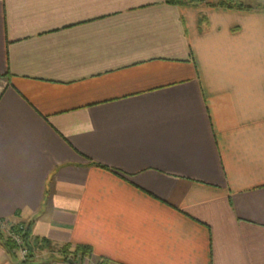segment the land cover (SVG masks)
<instances>
[{"label": "crops", "instance_id": "crops-1", "mask_svg": "<svg viewBox=\"0 0 264 264\" xmlns=\"http://www.w3.org/2000/svg\"><path fill=\"white\" fill-rule=\"evenodd\" d=\"M217 1L0 0V223L30 264H264V5ZM0 264L26 263L0 238Z\"/></svg>", "mask_w": 264, "mask_h": 264}, {"label": "trees", "instance_id": "trees-1", "mask_svg": "<svg viewBox=\"0 0 264 264\" xmlns=\"http://www.w3.org/2000/svg\"><path fill=\"white\" fill-rule=\"evenodd\" d=\"M168 3H172V4H180V3H188L191 2L193 0H165ZM218 6L221 7H226V8H247L240 0H218L216 3ZM13 231L18 233L23 241L24 246L26 247V249L28 250V254L26 256V259L23 261L26 264H30V258L32 257V245H31V241H30V234H31V224L28 225H22V224H14L12 225ZM6 243L9 245L10 249H14L16 247L15 243L11 240L6 241ZM67 250L65 249L63 251V253H66ZM80 252V254L82 256H90L91 254V250L89 247L87 246H82L79 245L75 248V251L73 253H78ZM69 257L71 256H66L65 260L69 259ZM74 257L72 256L71 259H73ZM74 260V259H73ZM97 264H109V262H98Z\"/></svg>", "mask_w": 264, "mask_h": 264}, {"label": "rangeland", "instance_id": "rangeland-1", "mask_svg": "<svg viewBox=\"0 0 264 264\" xmlns=\"http://www.w3.org/2000/svg\"><path fill=\"white\" fill-rule=\"evenodd\" d=\"M243 1L245 4H248L250 6L264 5V0H243ZM12 225H14V224L8 223V224L2 225L0 227V238L2 240H4L5 242L8 240H11V238L9 237V232L13 231ZM11 242H12V240H11ZM32 252H33V250H32Z\"/></svg>", "mask_w": 264, "mask_h": 264}, {"label": "built area", "instance_id": "built-area-1", "mask_svg": "<svg viewBox=\"0 0 264 264\" xmlns=\"http://www.w3.org/2000/svg\"><path fill=\"white\" fill-rule=\"evenodd\" d=\"M5 224H7V223H0V227L2 225H5ZM9 237L15 243V245H16L15 249L20 254L21 259L24 261L26 259L27 254H28V250L24 246L21 236L18 233L11 231V232H9Z\"/></svg>", "mask_w": 264, "mask_h": 264}, {"label": "water", "instance_id": "water-1", "mask_svg": "<svg viewBox=\"0 0 264 264\" xmlns=\"http://www.w3.org/2000/svg\"><path fill=\"white\" fill-rule=\"evenodd\" d=\"M70 262H71L72 264H74L72 260H70Z\"/></svg>", "mask_w": 264, "mask_h": 264}]
</instances>
